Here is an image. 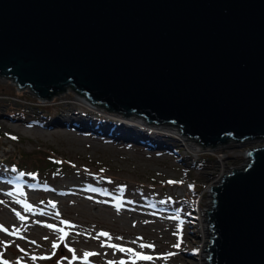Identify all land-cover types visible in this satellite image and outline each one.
I'll return each mask as SVG.
<instances>
[{"label":"water","instance_id":"obj_1","mask_svg":"<svg viewBox=\"0 0 264 264\" xmlns=\"http://www.w3.org/2000/svg\"><path fill=\"white\" fill-rule=\"evenodd\" d=\"M0 75L200 147L264 139V0H0ZM245 156L210 187L209 264H264V144Z\"/></svg>","mask_w":264,"mask_h":264},{"label":"rangeland","instance_id":"obj_2","mask_svg":"<svg viewBox=\"0 0 264 264\" xmlns=\"http://www.w3.org/2000/svg\"><path fill=\"white\" fill-rule=\"evenodd\" d=\"M12 78L0 75V225L8 229L0 230V261L209 264L204 257L209 252L202 248H207L206 238L212 234L205 227L201 241L197 218L198 209L202 218L208 217L205 208L212 205V190L206 187L232 166L245 165L246 149L264 144V139L189 148L171 131L175 124L158 128L168 122L150 121L159 134L130 130L129 124L115 130L113 115L119 111L90 107L71 88L44 99L27 85L18 88ZM54 119L66 125L47 126ZM14 155L28 171L32 165H44L48 157L61 159L64 171L47 178L39 174L40 180H34L35 174L11 162ZM204 220V225L210 224ZM60 229L67 233L64 241L59 240ZM54 241L56 249L51 246ZM178 241L180 247H173ZM85 252L95 254L84 260ZM136 252L153 259L140 260Z\"/></svg>","mask_w":264,"mask_h":264},{"label":"bare ground","instance_id":"obj_3","mask_svg":"<svg viewBox=\"0 0 264 264\" xmlns=\"http://www.w3.org/2000/svg\"><path fill=\"white\" fill-rule=\"evenodd\" d=\"M24 87V86H23ZM66 88H71L69 86H66ZM74 90V89H72ZM57 93H60V92H57ZM57 93H54V94H57ZM53 94V95H54ZM80 95V94H78ZM80 99L81 101H84L85 104H87L88 106L90 107H93V108H96V106L98 105H94L92 104L91 102H89L85 97H83L82 95H80V97L78 98ZM100 107V106H99ZM102 108V107H101ZM103 109V108H102ZM106 110V109H104ZM66 115H69L68 114V111H69V108H66ZM106 111H109V112H112L110 110H106ZM71 115H76V112L74 111V109H71ZM65 115V116H66ZM115 117V122L117 123L116 126H115V130H118V128L120 127H124L126 124H129L127 127L131 129H133L134 127H136L137 130L141 131V130H144L146 132H144L145 134L147 133L148 135L151 133V132H154V133H158L155 129H153V127H156V125H151L149 123V121H147L144 116L140 115V114H137L135 112H132L131 115L129 116H124V112H119L118 115L114 113L113 115ZM24 122V121H23ZM152 124H159V123H156V122H153ZM49 125H55V126H65L66 123L65 122H62L60 119H54L52 120L51 123H48L47 126ZM62 126V127H63ZM162 126V127H161ZM161 126H158V128H167L171 127L170 123H162ZM177 126V125H176ZM145 127V128H144ZM172 128V127H171ZM171 131L177 133L179 136H182L184 141L186 142L187 146L189 148H196L198 147L199 143H195L194 142V137L193 138H189L185 133H181V131L179 130L178 126L176 128H172ZM150 132V133H149ZM159 134V133H158ZM155 143V141H152ZM177 152V151H175ZM222 164V162H221ZM212 184H208V186L206 187V189H209L211 187ZM202 212L198 209L197 210V218H198V227H199V231H200V234L199 236L201 237V241L204 242V230H205V225H204V218H202Z\"/></svg>","mask_w":264,"mask_h":264},{"label":"trees","instance_id":"obj_4","mask_svg":"<svg viewBox=\"0 0 264 264\" xmlns=\"http://www.w3.org/2000/svg\"><path fill=\"white\" fill-rule=\"evenodd\" d=\"M18 85V84H17ZM71 89H73V87H71ZM76 92V90H74ZM78 92V91H77ZM80 94H83V95H86L87 94L85 92H79ZM52 96V95H51ZM51 96L47 97V98H44V99H49L51 98ZM100 107H102L103 109H106V110H110L109 107L105 104V103H102L100 104ZM195 140H197L196 137H194ZM173 151H177L178 148L177 146H173L172 147ZM13 158V159H12ZM11 159L13 161L11 162H14V164H16V168H18V170L24 172V173H31V174H35V179H39L40 180V177L38 176L39 174H41L42 177H45L47 178L49 175L50 176H54L55 174H59V173H62V171L64 170H61V159L59 158H55V157H48L46 163L41 166L39 165H32V169L31 170H27L24 166V164H21L19 165L17 162L19 161V158L17 159L16 156H12ZM3 161H5L4 159H2ZM23 163V161H22Z\"/></svg>","mask_w":264,"mask_h":264},{"label":"snow or ice","instance_id":"obj_5","mask_svg":"<svg viewBox=\"0 0 264 264\" xmlns=\"http://www.w3.org/2000/svg\"><path fill=\"white\" fill-rule=\"evenodd\" d=\"M21 175H23V174L21 173ZM169 183H174V181H169ZM53 206H54V205H53ZM118 210H119V209H118ZM20 218L23 219V217H20ZM63 223H64V224H68L69 222H68V221H63ZM48 227H49V228H55L56 226H55V225H48ZM0 230L5 231V232L8 231V229L4 228L2 225H0ZM59 231L61 232V235L59 236V240H60V241H64L65 236L67 235V233L64 232L63 229H60ZM12 234H13V235H16L17 233L14 232V233H12ZM174 234L178 235L179 233H174ZM99 235L102 236V237H108V236H109V233H107V232H100ZM45 238L47 239V237H45ZM0 243H2V242H0ZM51 246H52L53 249H56V248L58 247V243L54 241V242L52 243ZM102 246H103V243H102ZM111 247H113V248H118L119 251H121V252H133L132 249H130V248H124V247H120L119 245H111ZM141 247H149V248H151V247H153V245H151V244L143 245V244H142ZM173 247L179 248V247H180V243H179V241H178L177 244H175ZM69 251H74V250L71 249V248H69ZM194 251H195V250H194ZM94 254H95V253H92V252H85V253L83 254V259H84V260H87V258H88L89 256H92V255H94ZM135 255H136V257H137L138 259H140V260H152V259H153L152 256H150V255H144V254L139 253V252H136ZM167 255L170 256V255H173V253H168ZM41 258H46V257H41ZM33 259H35V257H33ZM72 259H73V260L77 259L76 255H73V256H72ZM0 264H8V261H7V260H2V261H0ZM69 264H71V262H69ZM108 264H116V262H114V261H109ZM119 264H124V260H123V259L120 260V261H119Z\"/></svg>","mask_w":264,"mask_h":264}]
</instances>
